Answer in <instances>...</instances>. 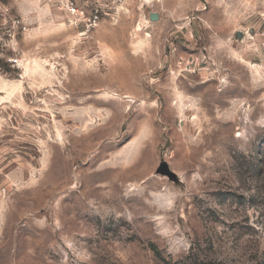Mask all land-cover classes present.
<instances>
[{"label": "rangeland", "instance_id": "obj_1", "mask_svg": "<svg viewBox=\"0 0 264 264\" xmlns=\"http://www.w3.org/2000/svg\"><path fill=\"white\" fill-rule=\"evenodd\" d=\"M16 5L0 264H264V0H126L85 36Z\"/></svg>", "mask_w": 264, "mask_h": 264}, {"label": "built area", "instance_id": "obj_2", "mask_svg": "<svg viewBox=\"0 0 264 264\" xmlns=\"http://www.w3.org/2000/svg\"><path fill=\"white\" fill-rule=\"evenodd\" d=\"M16 1L0 0V48L14 46L30 29V24L25 14L17 8ZM47 1L57 12L64 14L68 22L84 36L96 30L105 18H114L124 11L126 2V0ZM7 61L15 67L19 65L20 57L9 56Z\"/></svg>", "mask_w": 264, "mask_h": 264}, {"label": "bare ground", "instance_id": "obj_3", "mask_svg": "<svg viewBox=\"0 0 264 264\" xmlns=\"http://www.w3.org/2000/svg\"><path fill=\"white\" fill-rule=\"evenodd\" d=\"M152 0H145V2H151ZM28 70V69H27ZM26 70V71H27ZM22 82V80L18 79L16 81H9V79H5L4 77H0V88H4V87H7L10 85V87H15L17 85H19L20 83ZM108 94L110 95H114L115 93L114 92H108ZM118 94V92L116 93ZM115 96V95H114ZM122 97H126L128 98L129 101H133V97L129 94H124ZM138 144H136L137 146ZM135 146V147H136ZM134 146L132 147V150H133ZM130 153L127 154V156H129Z\"/></svg>", "mask_w": 264, "mask_h": 264}, {"label": "water", "instance_id": "obj_4", "mask_svg": "<svg viewBox=\"0 0 264 264\" xmlns=\"http://www.w3.org/2000/svg\"><path fill=\"white\" fill-rule=\"evenodd\" d=\"M156 16V15H155ZM156 18V17H155ZM167 171H169V169H167Z\"/></svg>", "mask_w": 264, "mask_h": 264}]
</instances>
